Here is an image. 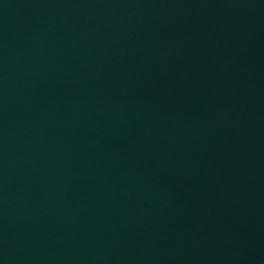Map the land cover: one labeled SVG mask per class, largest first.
Returning <instances> with one entry per match:
<instances>
[{"label": "water", "instance_id": "water-1", "mask_svg": "<svg viewBox=\"0 0 264 264\" xmlns=\"http://www.w3.org/2000/svg\"><path fill=\"white\" fill-rule=\"evenodd\" d=\"M255 0H0V264H260Z\"/></svg>", "mask_w": 264, "mask_h": 264}]
</instances>
